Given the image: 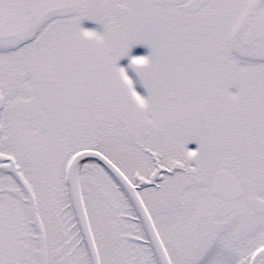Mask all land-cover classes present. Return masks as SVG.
I'll return each mask as SVG.
<instances>
[{
  "label": "snow or ice",
  "instance_id": "obj_1",
  "mask_svg": "<svg viewBox=\"0 0 264 264\" xmlns=\"http://www.w3.org/2000/svg\"><path fill=\"white\" fill-rule=\"evenodd\" d=\"M0 264H264V0H0Z\"/></svg>",
  "mask_w": 264,
  "mask_h": 264
},
{
  "label": "rangeland",
  "instance_id": "obj_2",
  "mask_svg": "<svg viewBox=\"0 0 264 264\" xmlns=\"http://www.w3.org/2000/svg\"><path fill=\"white\" fill-rule=\"evenodd\" d=\"M84 24H85V26H87V27H96V25H95V23L94 22H92V21H85L84 22ZM134 52H141V53H147V51H148V49L145 47V46H143V45H137L135 48H134V50H133ZM124 61H122V63H123ZM191 146H195L194 144L193 145H191Z\"/></svg>",
  "mask_w": 264,
  "mask_h": 264
}]
</instances>
